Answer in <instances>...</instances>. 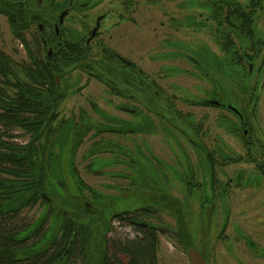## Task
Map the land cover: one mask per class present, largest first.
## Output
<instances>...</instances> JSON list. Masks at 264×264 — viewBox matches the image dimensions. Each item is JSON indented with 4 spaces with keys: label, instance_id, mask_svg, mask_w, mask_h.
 Here are the masks:
<instances>
[{
    "label": "flooded vegetation",
    "instance_id": "flooded-vegetation-1",
    "mask_svg": "<svg viewBox=\"0 0 264 264\" xmlns=\"http://www.w3.org/2000/svg\"><path fill=\"white\" fill-rule=\"evenodd\" d=\"M175 1L178 17L167 19L166 23L171 26L173 32H184L185 36L181 33L162 31L163 35L166 33L165 36L154 42L153 47H159L166 52L174 48L179 52L174 61L180 70L183 64L187 65L193 69L188 74L203 78L208 84L213 82L210 89H203L205 96L203 98L195 96L176 98L174 95H164L154 80L148 74L144 76L134 62L113 47L99 41L103 31L111 30L116 34L118 30L133 24L134 0H0L3 4L27 6L30 20L34 22L33 25L45 50L43 59L51 58L56 49H61L67 43L77 44L84 49V54L76 62L77 69L95 77L108 88V93L117 99L141 100L140 103L146 112V123L140 125L134 124L132 120L111 118L117 125L97 129L100 133L114 132L119 138L106 142L122 157L118 158L121 163L132 167L135 165L134 139L129 138L128 134L141 132L151 134L154 126L149 115L158 116L159 126L166 140L170 139L177 144L180 151L178 155L182 159L178 158L174 163H170L155 156L146 148L145 142L142 143V147L146 149V160L140 158L138 163L146 167V172H137V176L139 180H144V184L141 182L139 185L143 187L142 190H146V201L149 202L144 204L146 207L144 224L154 227L156 234H161L167 239L173 238L177 244L184 246L185 252L187 249L198 251L205 264H208L205 256L207 252L201 246L205 243L207 250L211 249L210 252H213L216 241L220 242L219 245L225 251L227 250L226 259H222L227 261L226 264H264V215L261 209L264 206V142L258 132L264 128L257 118L258 94L255 88V85L264 78V27L258 24L260 16L264 15V0H189V4L185 0ZM154 2V6L162 3L161 0ZM182 3L190 6L184 7L189 9L184 19L180 16L182 9L178 8L180 4L183 5ZM72 12L81 13L89 20L83 22L81 32L64 27L65 20ZM94 13L97 14L93 16ZM62 14L64 15L59 23ZM180 22L184 23L180 25ZM160 24L164 25L163 22ZM116 37L122 40L118 35ZM173 37L179 39L181 43L172 44ZM188 39H191V42ZM93 41L100 47L98 63L90 59L93 55L91 45ZM188 44H192L193 47L189 49ZM196 47L200 48L193 50ZM215 48L221 53V57L215 54ZM200 56L205 59H201ZM70 67L74 65L61 66L64 72ZM89 67L96 68V71ZM221 71L228 72L233 77V86L238 84L240 91L233 89L222 94L216 90L218 80L214 81L215 77L211 74L221 75L223 83L220 82L226 86V78ZM135 73L139 81L144 83L141 98L139 94L135 96L131 88L133 83L131 75ZM58 76L57 73L53 74L56 81ZM212 76L214 79H210ZM176 101L183 107L182 109L174 107ZM124 103H118L116 110L133 117L137 110ZM184 106L186 109L188 107L216 109L233 118L235 123H230L232 121L225 118V129L238 137L243 157H230L224 150L225 148L228 150V147L221 142L215 143L212 140L210 144V127L201 124L199 117L194 112L185 110ZM203 118L205 119V115L201 116V119ZM184 145L189 153L184 150ZM241 161L251 164L255 173L246 174L240 169L223 181L222 176H225L223 169L231 163L237 164ZM253 181L257 187L252 185ZM134 189L137 188L131 181L127 187L119 186L120 193L133 192ZM230 195H235L236 200L237 198L239 201L243 200V205H237L235 208L237 213L247 214L254 210V213H249L240 224L230 219L232 200L227 199ZM218 200H221L222 204L219 202L216 204ZM217 205L223 206L220 222L215 219ZM165 210L170 211V216H173L174 226L160 224L161 220L157 215ZM182 211L192 212L193 220L198 224L196 228L199 233L196 235V241H193L189 234ZM119 212L122 211L114 210L111 213ZM237 245L243 248L240 254L238 251L235 252V248L238 249ZM215 257H219L218 254L216 256L214 254ZM210 260L217 263V259Z\"/></svg>",
    "mask_w": 264,
    "mask_h": 264
},
{
    "label": "rangeland",
    "instance_id": "rangeland-1",
    "mask_svg": "<svg viewBox=\"0 0 264 264\" xmlns=\"http://www.w3.org/2000/svg\"><path fill=\"white\" fill-rule=\"evenodd\" d=\"M161 2L165 4L164 7L162 3H157V6H154V0H134L135 13L133 16V24H129L122 30H118L116 34L111 30L103 31L99 37V41H102L111 48L113 47L114 50L134 62L136 68L141 70L144 76L148 74L154 80L159 91L164 95H174L176 98H191L192 96L203 98L205 97L203 89H210L213 82L211 81L212 83L208 84L203 78L188 74V72H191L193 69L187 65L183 64V68L180 70V68L176 66V61H174L176 56H179V52L175 51L174 48L166 52V50L163 51L159 47H153L155 46L154 42L163 39L166 33H181L180 31L173 32L171 26L166 23L167 19L170 20V18L178 17L179 12L175 8L177 1L161 0ZM185 2L189 4V0H185ZM186 6L190 8L186 3L178 6L179 9H182V14L180 16L183 19L189 11V9L184 8ZM96 14L97 13H94L93 16ZM83 22H89V20L84 18L81 13L72 12L65 20L64 27L71 31L81 32ZM161 22H163L164 25L160 24ZM183 23L184 22H180L179 24L182 25ZM258 24L262 28L264 27L263 14L260 16ZM183 30L184 29H182V31ZM162 31L166 33L163 35V33H161ZM22 34L25 43L12 34L6 16L0 13V52L8 56L18 66L29 63L28 50H30L34 56L40 58H43L45 55V50L42 47L34 25L24 30ZM66 34H68V32H66ZM181 34L184 35L185 33L183 32ZM117 35L122 38V40H118L116 37ZM173 39L174 40H171L173 41L172 44L181 43L179 39L175 37H173ZM188 40L191 42V39ZM128 41L132 43L129 44ZM26 44L28 50H26ZM91 45L93 55H91L90 59L91 61L98 62L100 60V53L98 52L100 47H98L99 45L94 41L91 42ZM188 45L189 49L193 47L192 44ZM199 48L200 47H196L193 48V50ZM36 49H40L39 54L36 52L38 51ZM214 50L215 54L221 57V53L217 48ZM65 71L62 77L58 76L56 78L57 85L61 87L65 95L57 108V118L53 123L55 131H51L52 133L48 136H43V142L48 139L47 144H51L52 146L50 148L52 153L51 171L45 181L46 184L44 185L43 193L48 201L42 198L34 205L24 207L20 211L17 220L18 225L25 224L26 227L32 228L46 212H49L43 225V234L46 235V237L50 235L51 231L54 233L57 232V228L61 222V214L66 215L68 211H71L69 213V215H71L75 211H79V208H75V202H79V207H81V204H94L97 210H104L103 215H105L106 218H108L114 210H133L149 203L146 201V190H142L143 187L139 185L141 182L144 184V180L140 181L137 176V172H146V167L144 168V166L138 163L140 162L138 161L140 158H143L144 161L146 160V149L142 147V143L145 142L146 148L150 149L155 156L161 159L163 158L170 163H174L178 158L182 159V157L178 155L180 151L177 149V144L175 145L170 139L166 140L167 138L163 135L159 126L158 116L152 114V116L149 115L153 122L151 124L154 126V130L151 134H144L142 132L132 135L128 134L129 138L134 139V152L136 155L135 165L132 167L126 163H121L118 158L122 157L115 152L111 144L106 142L109 140L112 142L119 138L114 132L100 133L97 129L102 126L112 127L117 125L111 118H123L124 120H132L134 124H144L146 112L144 111L142 103H140L141 100H126V98L117 99L112 94L108 93V88L104 84L99 82L95 77L88 76V74H86L87 72L79 70L77 67H70V69H65ZM221 72L226 78V86L221 84V82L223 83V77H220L221 75H215V73L211 74L215 77L214 81L218 80L219 83H216V90L218 89L222 94L233 91V89L238 91L240 89L238 88L239 85L233 86V77L230 76L228 72ZM131 76H133V83H131L132 91L135 93V96L138 94L140 96V93L143 91L144 83L141 80L139 81L137 73ZM213 76L210 79H214ZM255 88L258 94L257 118L264 128V78L255 85ZM124 102H126V105H131V107H135L137 110V113H135L133 117L116 110L118 108L117 104ZM174 107L177 109L183 108L178 101L175 102ZM184 109L194 112L199 117L198 119L202 121L201 124H206L210 127V144H212V140H214L215 143L221 142L224 146L228 147V150L226 148L224 150L230 157L237 158L242 156L243 150L241 149L238 137L225 129V118L230 119V121H232L230 123H235L233 118L229 115H225L223 111L211 108L197 109L188 107L186 109L184 106ZM203 115H205V119H201ZM78 127H83V129L81 128L82 131L87 129V127L88 129L75 138L74 132ZM0 130H2L1 126ZM258 132L261 140L264 142V129L261 132L258 130ZM9 135L10 137H5L6 140L18 146L25 145L29 139V136L23 134L18 128L12 130ZM75 141H77L76 144ZM99 143H102L103 146ZM180 145L183 147L181 143ZM184 150L189 153L185 145ZM70 163H72L71 165L75 169L78 177L94 190L100 198L96 200L86 190H79L76 177L71 172ZM238 170L246 174L255 173L253 166L247 162L241 161L237 164L231 163L223 169L225 176H222V180L224 181L225 178L232 177L233 173ZM123 175H127V177H122ZM130 181L133 182V185H135L137 189H134L133 192L120 193L119 186L127 187ZM252 185L257 187L254 181ZM234 196L230 195L227 197V199L229 198V200H232V205L229 204L230 219L240 224L247 218L249 213L253 214L254 210L247 214L237 213V209L235 208L237 205H243V200L239 201L238 198L236 200ZM242 197L244 196L242 195ZM218 202L222 204L221 200H218L216 204H218ZM87 208L91 209L89 206H87ZM222 208L223 206L217 205L215 209V219L218 222L222 219ZM261 209L264 215V206ZM170 214V211L165 210L157 215L159 220H161L160 224L174 226L175 222L172 218L173 216H170ZM182 214L187 221L189 234L192 236L193 241H196V235L199 231H197L196 226H198V224L194 222L192 212L182 211ZM225 214L226 213H224V216ZM77 220L86 222V217L80 214L77 216ZM136 232L137 231L129 224L111 220L109 230L104 235L109 242L107 245L108 251L110 253L112 252V242H122L125 239L133 238L137 236ZM157 240V264H191L184 246L177 244L173 238L167 239L165 236L157 234ZM219 244L220 242H215L213 252H210L211 249L207 250L205 243L201 246L207 252L205 256L208 264H226L227 261H223L222 259H226L227 250L225 251ZM237 246L238 249L235 248V252L237 253L238 251L240 254L243 252V248L239 245ZM214 254L215 256L218 254L219 257L214 258ZM219 254H221V256ZM212 258L217 259V263H214V261L211 262L210 259Z\"/></svg>",
    "mask_w": 264,
    "mask_h": 264
},
{
    "label": "trees",
    "instance_id": "trees-1",
    "mask_svg": "<svg viewBox=\"0 0 264 264\" xmlns=\"http://www.w3.org/2000/svg\"><path fill=\"white\" fill-rule=\"evenodd\" d=\"M0 13L6 16L12 34L24 42L23 31L34 23L27 6L0 2ZM25 47L28 50L27 44ZM27 52L29 63L22 66L0 52V264H157L156 229L144 224L145 205L111 213L106 218L104 210H97L94 204H90V209L75 202L79 211L61 214L57 232L51 231L48 237L43 234V225L49 212L32 228L17 224L20 211L42 199L51 171L52 146L47 144L48 139L43 142V136L55 131L57 108L65 95L53 74L62 77L65 73L62 65L77 67L84 49L67 43L46 59ZM94 67L89 69L96 71ZM16 128L29 136L23 146L5 138ZM81 128L75 130V138L88 129ZM71 164L79 190H86L96 200L100 198L78 177ZM80 214L86 217V222L77 220ZM111 220L131 225L137 236L112 242L110 253L104 235Z\"/></svg>",
    "mask_w": 264,
    "mask_h": 264
},
{
    "label": "water",
    "instance_id": "water-1",
    "mask_svg": "<svg viewBox=\"0 0 264 264\" xmlns=\"http://www.w3.org/2000/svg\"><path fill=\"white\" fill-rule=\"evenodd\" d=\"M63 15H64V14H62V15L60 16V18H59V23H61ZM211 105H216V106H218L217 104H211ZM230 108H231V107H230ZM227 109H228V108H227ZM42 198H43V199H46V201H48V199H47L44 195H42ZM186 253H187V256H188V258H189L191 264H205V262H204V260H203V258H202V256H201V254H199L198 251L193 250V249H187V250H186Z\"/></svg>",
    "mask_w": 264,
    "mask_h": 264
}]
</instances>
